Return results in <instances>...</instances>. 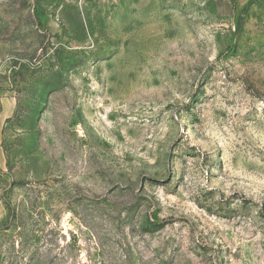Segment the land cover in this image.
<instances>
[{
    "label": "rangeland",
    "instance_id": "1",
    "mask_svg": "<svg viewBox=\"0 0 264 264\" xmlns=\"http://www.w3.org/2000/svg\"><path fill=\"white\" fill-rule=\"evenodd\" d=\"M0 264H264V0H0Z\"/></svg>",
    "mask_w": 264,
    "mask_h": 264
}]
</instances>
